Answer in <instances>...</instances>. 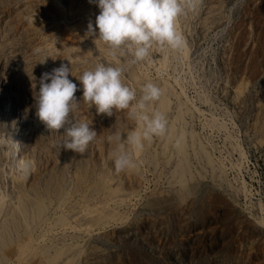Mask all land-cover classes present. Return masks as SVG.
Wrapping results in <instances>:
<instances>
[{
    "label": "rangeland",
    "instance_id": "1",
    "mask_svg": "<svg viewBox=\"0 0 264 264\" xmlns=\"http://www.w3.org/2000/svg\"><path fill=\"white\" fill-rule=\"evenodd\" d=\"M97 15L89 0H0V140L20 143L0 144V230L15 223L0 264H264V0H202L178 18L182 49L154 46L137 63L88 34ZM62 63L78 99L98 63L122 66L138 98L146 83L163 89L152 108L169 132L142 151L125 144L136 168L115 169L109 139L138 130L128 110L98 114L81 99L71 118L97 132L83 154L36 116L40 77ZM21 160L34 165L26 175ZM179 177L187 207L153 208Z\"/></svg>",
    "mask_w": 264,
    "mask_h": 264
},
{
    "label": "clouds",
    "instance_id": "2",
    "mask_svg": "<svg viewBox=\"0 0 264 264\" xmlns=\"http://www.w3.org/2000/svg\"><path fill=\"white\" fill-rule=\"evenodd\" d=\"M89 2L98 6L99 15L95 18V27L89 23L88 34L103 41L113 59L131 56L132 59L127 62L137 63L148 60L154 46L161 51L182 49L185 41L177 28L178 18L195 12L202 0ZM70 74L71 67L63 63L51 72L42 73L39 91L34 95L39 120L50 131L64 130L66 138L60 147L83 154L97 137L96 130L88 122L71 118L81 99L88 104L89 109L94 106L98 114L112 116L114 110H128V118L137 122L138 130L127 134L126 139H122L119 131L109 137L118 145L117 151L112 154L118 172L137 167L132 155L125 150V144L136 151H142L145 142L168 134L169 121L165 113L152 108L153 103L163 95V89L156 84L149 82L142 85L138 98L136 90L123 82L122 66L98 63L94 70H86L78 78L82 85V98L78 99L75 93L80 89L69 79ZM0 144H7L17 153L20 150V143L7 133L3 134ZM17 168L21 174L26 175L34 165L30 161L21 160Z\"/></svg>",
    "mask_w": 264,
    "mask_h": 264
},
{
    "label": "bare ground",
    "instance_id": "3",
    "mask_svg": "<svg viewBox=\"0 0 264 264\" xmlns=\"http://www.w3.org/2000/svg\"><path fill=\"white\" fill-rule=\"evenodd\" d=\"M180 140H182V136L180 135ZM178 148V149H177ZM176 148V153L180 151L181 146H180V142L178 140V146ZM191 179V178H189ZM192 180V179H191ZM189 180L188 179H183L182 177H179L175 180V186L177 188L176 191H174L171 187H170V191H167L161 195H159L157 198H154L153 202L151 203V206L153 208L159 209L160 207L163 208H172L176 207V208H185L187 207L188 201L186 200V197H189L190 195V187L192 188V186H189ZM195 187V186H194ZM193 189V188H192ZM194 190H192L193 192ZM191 192V193H192ZM37 211V210H36ZM113 214L111 213H107L106 209L97 212V216H100L101 218H104L103 220H105L106 218H111ZM91 216V215H90ZM89 216V218H90ZM14 220L12 219V217H9L2 225H1V234L3 235V237H0V248L3 245V238L6 236V234L8 233V230L12 227H14ZM2 238V239H1ZM5 247V246H4ZM3 248V247H2ZM64 264H69V261H67Z\"/></svg>",
    "mask_w": 264,
    "mask_h": 264
}]
</instances>
